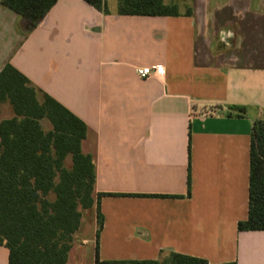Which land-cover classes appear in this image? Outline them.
I'll return each instance as SVG.
<instances>
[{"label":"crops","instance_id":"0c3cea01","mask_svg":"<svg viewBox=\"0 0 264 264\" xmlns=\"http://www.w3.org/2000/svg\"><path fill=\"white\" fill-rule=\"evenodd\" d=\"M2 1L0 73L12 65L86 124L95 198L111 195L99 239L95 205L67 264H97V243L101 262L177 253L264 264V230H238L249 216L253 123L264 120V0H164L177 17L59 0L34 29ZM144 67L165 76L142 79ZM13 116L1 105V120ZM0 264H9L2 246Z\"/></svg>","mask_w":264,"mask_h":264},{"label":"trees","instance_id":"16d2710c","mask_svg":"<svg viewBox=\"0 0 264 264\" xmlns=\"http://www.w3.org/2000/svg\"><path fill=\"white\" fill-rule=\"evenodd\" d=\"M59 0H3L2 4L36 28ZM109 14L104 0H84ZM122 16L177 17L178 6L164 0H118ZM191 12H187L190 15ZM14 116L1 120V105ZM244 116L247 109L233 107ZM50 122L47 131L42 121ZM86 124L12 65L0 73V246L9 250V264H67L82 222L81 210L98 207V239L104 227L101 198H95L96 169L85 154ZM71 160V167L67 162ZM191 180L189 177V195ZM240 232L264 230V120L252 128L249 216ZM97 264H209L177 253L159 260ZM225 264H237L225 263Z\"/></svg>","mask_w":264,"mask_h":264},{"label":"rangeland","instance_id":"374dc122","mask_svg":"<svg viewBox=\"0 0 264 264\" xmlns=\"http://www.w3.org/2000/svg\"><path fill=\"white\" fill-rule=\"evenodd\" d=\"M46 123H49V122L46 121ZM67 165L69 167H71V160H69L67 162ZM81 212H82V217H83V226H82L81 232H79V233L81 236L87 238L91 234L90 233L91 232L90 226L92 225V222H94L95 218H96L95 211L92 210V208H91L89 210H81ZM74 242H75V239H74Z\"/></svg>","mask_w":264,"mask_h":264},{"label":"built area","instance_id":"2783aa9c","mask_svg":"<svg viewBox=\"0 0 264 264\" xmlns=\"http://www.w3.org/2000/svg\"><path fill=\"white\" fill-rule=\"evenodd\" d=\"M137 74L142 79H148L153 75L165 76V69L163 67H144L139 69Z\"/></svg>","mask_w":264,"mask_h":264}]
</instances>
